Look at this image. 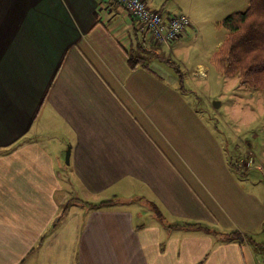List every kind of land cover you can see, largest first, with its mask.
Segmentation results:
<instances>
[{"label": "crops", "instance_id": "0c3cea01", "mask_svg": "<svg viewBox=\"0 0 264 264\" xmlns=\"http://www.w3.org/2000/svg\"><path fill=\"white\" fill-rule=\"evenodd\" d=\"M202 1L177 5L197 32ZM139 35L113 0H0V264H264V241L252 237L264 227V201L250 206L229 183L251 163L202 161L209 186L197 195L143 125L138 82L158 85L161 75L174 86L180 77ZM184 38L167 48L181 51ZM142 46L154 55L146 69L127 51ZM102 200L112 201L92 204ZM212 206L236 228L215 237L188 225L215 217Z\"/></svg>", "mask_w": 264, "mask_h": 264}, {"label": "rangeland", "instance_id": "374dc122", "mask_svg": "<svg viewBox=\"0 0 264 264\" xmlns=\"http://www.w3.org/2000/svg\"><path fill=\"white\" fill-rule=\"evenodd\" d=\"M142 2L147 14L152 9H155L153 10L155 13L162 9V16L168 15L166 11H172V14L180 13L190 21V26L173 40L174 42L185 34L183 43L179 46L181 51L177 53L167 48L171 46V42L154 40L151 37V27L148 25L147 30L151 32L139 33V36L157 43L153 48L161 55L159 59L163 62L162 65L170 68L173 74L176 72L180 75L178 83L174 86L170 84L171 82L161 83V75L158 77V85L148 82L147 77L146 81L138 82L142 87L137 92L138 98L135 103L141 109L137 114L144 120L143 125L149 128L153 137H157L161 149L189 179L197 195L201 194L202 188L209 186L205 178V175H208L205 171L209 170V167L208 165L207 168L202 167V161L205 165L208 160L223 159L233 163H239L240 159L251 160L252 166H249L248 175L240 172L237 180L229 183L239 186L232 192L234 196L244 197L242 193L244 192L247 195L244 200L247 197L252 198L250 206L256 207L258 199L264 201V90H254L241 84L237 77L221 75L212 63L213 54L219 50L228 34L221 21L229 14L244 11L249 0H203L200 9L205 18H201V14L195 9L193 11L194 16H200L201 25L198 32L191 30L193 26L188 11L177 12L178 2L189 5L191 0H142ZM127 51L131 60L137 62L141 60L145 69L144 62L154 56L151 49L145 46H142V50L132 51L128 48ZM172 60L179 65V70L176 71L174 66L173 68L168 66ZM134 79L136 77L130 80ZM124 86L129 89L126 83ZM155 86L160 94L156 102L154 93L155 103H151ZM170 93L173 95L170 96ZM103 201L106 203L112 200L100 202ZM227 201L231 200H223V203L228 209ZM148 206L159 215V219L163 217L166 220L164 223L170 224L174 221L181 225L183 219L169 213L171 210L168 206L163 208L165 212L153 204ZM211 210L218 222L214 221L216 219L214 216L211 219V215L203 216L205 220L195 221L194 218L186 220L211 228L215 237L222 235V231L230 232L229 229L236 228L232 215L223 211L227 215L224 218L222 212L216 213L213 206ZM238 219V223L248 221L247 218ZM143 220L145 221L144 216ZM223 220H228L226 223L232 227L224 230ZM263 230L264 227L258 226L257 233L252 235L253 242L264 241ZM261 253L259 257H264V247Z\"/></svg>", "mask_w": 264, "mask_h": 264}, {"label": "trees", "instance_id": "16d2710c", "mask_svg": "<svg viewBox=\"0 0 264 264\" xmlns=\"http://www.w3.org/2000/svg\"><path fill=\"white\" fill-rule=\"evenodd\" d=\"M221 24L228 34L212 56L214 68L223 76L237 77L241 84L254 90H264V0H249L244 11L229 14ZM171 65L176 71L179 69L174 61ZM232 233L239 237V232Z\"/></svg>", "mask_w": 264, "mask_h": 264}, {"label": "built area", "instance_id": "2783aa9c", "mask_svg": "<svg viewBox=\"0 0 264 264\" xmlns=\"http://www.w3.org/2000/svg\"><path fill=\"white\" fill-rule=\"evenodd\" d=\"M122 5L136 22L138 33H142L151 27V37L154 40H165L166 43H172L179 34L190 26V21L180 13H174L162 16L161 10L155 13L152 9L147 14V9L142 0H113ZM160 13V15H159ZM165 18V19H163ZM251 163V160L248 161Z\"/></svg>", "mask_w": 264, "mask_h": 264}, {"label": "water", "instance_id": "95a60500", "mask_svg": "<svg viewBox=\"0 0 264 264\" xmlns=\"http://www.w3.org/2000/svg\"><path fill=\"white\" fill-rule=\"evenodd\" d=\"M69 152H70V149L67 148L66 153H65L66 162H68V159H69Z\"/></svg>", "mask_w": 264, "mask_h": 264}, {"label": "bare ground", "instance_id": "6f19581e", "mask_svg": "<svg viewBox=\"0 0 264 264\" xmlns=\"http://www.w3.org/2000/svg\"><path fill=\"white\" fill-rule=\"evenodd\" d=\"M173 61V60H172Z\"/></svg>", "mask_w": 264, "mask_h": 264}]
</instances>
